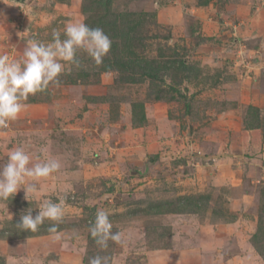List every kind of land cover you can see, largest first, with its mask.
I'll return each instance as SVG.
<instances>
[{
  "label": "rangeland",
  "instance_id": "obj_1",
  "mask_svg": "<svg viewBox=\"0 0 264 264\" xmlns=\"http://www.w3.org/2000/svg\"><path fill=\"white\" fill-rule=\"evenodd\" d=\"M79 20L111 38L103 63L78 51L0 128V165L61 163L0 201V264H264V0H0V54ZM44 199L64 200L59 239L17 226Z\"/></svg>",
  "mask_w": 264,
  "mask_h": 264
},
{
  "label": "clouds",
  "instance_id": "obj_2",
  "mask_svg": "<svg viewBox=\"0 0 264 264\" xmlns=\"http://www.w3.org/2000/svg\"><path fill=\"white\" fill-rule=\"evenodd\" d=\"M63 37L61 31L53 30L52 40L48 43L29 39L19 59L7 53L0 54V128H7L26 110L25 101L30 95L45 91L50 84L59 85V77L66 66L79 68L78 51L86 53L96 65H101L112 46L111 38L102 28L90 27L84 20L68 22ZM60 168L58 159L37 158L33 162L24 147L15 148L0 165V201H9L21 189L28 201L29 195L38 191L36 183L29 181L47 178ZM38 209L35 216L32 209H27L17 226L22 231L37 232L47 220L52 222L48 232L59 239L58 226L65 215L64 200L44 199ZM111 214L110 210L98 208L89 225V234L101 249L108 247L109 240L116 243L122 240L119 232L112 231ZM88 264H109V258L96 255L89 258Z\"/></svg>",
  "mask_w": 264,
  "mask_h": 264
},
{
  "label": "trees",
  "instance_id": "obj_3",
  "mask_svg": "<svg viewBox=\"0 0 264 264\" xmlns=\"http://www.w3.org/2000/svg\"><path fill=\"white\" fill-rule=\"evenodd\" d=\"M21 1H23V0H21Z\"/></svg>",
  "mask_w": 264,
  "mask_h": 264
}]
</instances>
